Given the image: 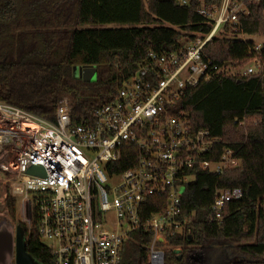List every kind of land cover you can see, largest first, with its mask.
<instances>
[{"label":"trees","instance_id":"obj_1","mask_svg":"<svg viewBox=\"0 0 264 264\" xmlns=\"http://www.w3.org/2000/svg\"><path fill=\"white\" fill-rule=\"evenodd\" d=\"M187 1L180 6L179 0H0V102L55 123L60 104L68 100L74 127L92 122L94 109L113 99L148 52H172L209 35L213 25L198 11L219 8L223 0ZM232 1L244 7L237 24L225 28L235 38L212 39L204 54L240 73L185 90L173 113L185 114L194 130L220 138L219 151L232 149L241 166L221 176L196 173L181 201L194 240L185 244L181 259L170 253L165 264H264V76L242 74L255 42L238 39L264 37V0ZM260 59L264 62V47ZM75 66L95 67L96 81L74 78ZM246 119L257 122L239 127ZM133 161L124 155L120 170ZM218 190L243 194L227 204L221 224L210 222ZM4 206L14 220L17 200L7 192ZM21 229L27 254L37 264H54L36 217L30 230ZM150 241V234L134 233L121 264H149Z\"/></svg>","mask_w":264,"mask_h":264},{"label":"built area","instance_id":"obj_2","mask_svg":"<svg viewBox=\"0 0 264 264\" xmlns=\"http://www.w3.org/2000/svg\"><path fill=\"white\" fill-rule=\"evenodd\" d=\"M198 13L212 23L209 35L172 52H148L113 99L94 109L88 124L72 125L68 100L60 104L55 123L0 102V172L30 223L36 217L54 264H121L124 245L140 230L151 237L149 264H165L168 254H182L194 240L181 201L196 173L221 176L240 168L232 149L219 151L220 138L194 130L185 114L173 113L185 90L240 73L213 64L204 48L214 38H235L225 28L237 24L243 3L223 0L219 8ZM263 47L255 43L243 75L264 76ZM124 155L134 161L120 170ZM33 166L45 176L29 174ZM242 196L240 190H218L210 222L221 224L227 204ZM150 208L156 211L147 215Z\"/></svg>","mask_w":264,"mask_h":264},{"label":"rangeland","instance_id":"obj_3","mask_svg":"<svg viewBox=\"0 0 264 264\" xmlns=\"http://www.w3.org/2000/svg\"><path fill=\"white\" fill-rule=\"evenodd\" d=\"M114 26H107V28H111ZM239 39H242L243 41H253L256 44H260L264 46V37H249V36H240ZM246 64L244 69L247 68ZM73 77L76 79H81L84 82H95L97 79V72L95 67H87V66H75L72 70ZM257 121L246 119L244 120L243 124L239 125V127L246 129L247 127H251L252 125H255ZM190 183L192 181L190 180ZM7 185V178L5 174L0 172V221L6 220L9 223H11L14 227L18 225L21 228V225H24L30 230L32 228L33 222L30 223L29 212L25 208H23V205L20 201H17V212L14 220H11L6 212V208L4 206V199L6 197V192L9 195L8 187ZM10 196V195H9ZM27 207V206H26ZM22 230V229H21ZM44 245L49 246V241H44Z\"/></svg>","mask_w":264,"mask_h":264},{"label":"water","instance_id":"obj_4","mask_svg":"<svg viewBox=\"0 0 264 264\" xmlns=\"http://www.w3.org/2000/svg\"><path fill=\"white\" fill-rule=\"evenodd\" d=\"M28 173L45 176L43 169L38 166L31 167ZM176 255L181 259L180 251ZM0 264H37L26 252L21 229L15 230L6 220L0 221Z\"/></svg>","mask_w":264,"mask_h":264},{"label":"flooded vegetation","instance_id":"obj_5","mask_svg":"<svg viewBox=\"0 0 264 264\" xmlns=\"http://www.w3.org/2000/svg\"><path fill=\"white\" fill-rule=\"evenodd\" d=\"M18 228H20L18 225H16V227H14L15 230L18 229ZM21 233H22V236H23V240L26 243V239H25V236H24V233L22 232V230H21Z\"/></svg>","mask_w":264,"mask_h":264}]
</instances>
